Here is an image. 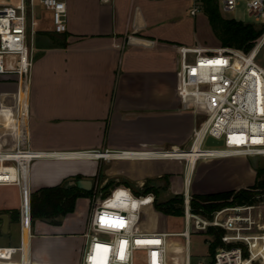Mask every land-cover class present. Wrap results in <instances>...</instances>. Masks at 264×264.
<instances>
[{
  "label": "crops",
  "instance_id": "1",
  "mask_svg": "<svg viewBox=\"0 0 264 264\" xmlns=\"http://www.w3.org/2000/svg\"><path fill=\"white\" fill-rule=\"evenodd\" d=\"M61 1L66 9L65 31H53L50 13L38 4L33 8L35 25L30 28L28 22L32 68L22 146L47 153L188 147L197 111L190 99L181 98V68L197 49L216 50L196 44L190 30V16L196 15L189 13L192 1ZM16 89L12 78L0 76V138L8 147L14 145ZM70 179H90L93 187L124 181L135 189L150 181L171 194H181L187 179L190 194H210L250 187L255 168L243 155L200 159L192 168L172 158L49 155L32 159L27 167L30 193ZM115 195L143 211L142 224L148 230L144 221L146 212L152 213L150 200H134L125 189ZM19 204L20 189L0 185V217L6 214L8 219L2 231L0 218V248L19 246L18 223L11 218ZM87 204L86 198H77L73 212L58 218V224L30 222L27 257L32 264H80ZM18 258L16 252L0 264Z\"/></svg>",
  "mask_w": 264,
  "mask_h": 264
},
{
  "label": "built area",
  "instance_id": "2",
  "mask_svg": "<svg viewBox=\"0 0 264 264\" xmlns=\"http://www.w3.org/2000/svg\"><path fill=\"white\" fill-rule=\"evenodd\" d=\"M191 1L190 15L199 12L206 1H213L222 11H232L244 3L247 15L252 17L254 24L263 28V32L248 51L228 46L214 51L197 49L190 60L183 62L181 98L190 99L195 110L205 114L203 121L193 128L188 147L157 151L81 150L58 153L23 147L21 131L26 120V94L32 68L27 40L28 22L30 28L35 25L33 8L38 4L50 13L52 30L63 32L66 29L65 4L61 0L0 2V76L12 78L17 86L14 145L8 147L5 138H0V185H15L20 189L17 220L20 243L18 247L0 248L3 251L1 262L18 252V261L7 264H32L27 257L31 217L30 192L26 183L27 167L32 159L49 155L88 159L172 158L191 168L183 152L194 154L193 164L200 159L229 155L264 157V64L256 61L264 49V0ZM262 55L264 57V53ZM208 136L221 140L222 145L205 146ZM104 154L109 157L101 158ZM181 194L184 229L176 233L145 229L143 211L125 202L121 208H115L97 200L91 206L82 234L85 247L80 264H190L188 244L191 226L199 232H206L209 228L222 231V244L215 248L210 264H264V221L258 206L253 203L225 206L207 216L192 210L187 179ZM152 199L149 205H152ZM170 236L183 238L181 260L176 256L177 251L172 252L175 256L169 255Z\"/></svg>",
  "mask_w": 264,
  "mask_h": 264
},
{
  "label": "trees",
  "instance_id": "3",
  "mask_svg": "<svg viewBox=\"0 0 264 264\" xmlns=\"http://www.w3.org/2000/svg\"><path fill=\"white\" fill-rule=\"evenodd\" d=\"M204 10L209 18L210 24L218 32L220 44L222 47L228 46L242 51H248L253 41L263 32L262 27H257L253 23H243L235 20H226L220 17L217 5L213 1H206ZM168 176L164 175L163 180H167ZM67 181L49 187H42L30 193V217L31 221L34 219H41L50 223L58 224V218L73 212L75 201L80 197H92L93 187L88 190H80L74 186L65 187ZM150 181L143 184L140 189L131 188L127 182L108 181L99 188L100 198H105L109 193V188L119 185L121 183L124 187L129 188L136 197L142 196L139 199H149L152 194V205L156 211H160L166 215H183L182 208V194L173 195L165 201H157L158 188L150 185ZM119 187L120 189H125ZM264 192V166L255 168V181L253 185L248 188H241L238 190H229L210 194H193L191 196L192 210L200 214H208L225 206L239 205L244 203H253L254 196L257 190ZM128 191V190H127ZM11 218L17 221L18 211H11ZM222 231L216 228H209L204 232L205 236L212 238L208 243V252H214L215 248L220 246V235ZM212 254L209 257L208 264Z\"/></svg>",
  "mask_w": 264,
  "mask_h": 264
},
{
  "label": "rangeland",
  "instance_id": "4",
  "mask_svg": "<svg viewBox=\"0 0 264 264\" xmlns=\"http://www.w3.org/2000/svg\"><path fill=\"white\" fill-rule=\"evenodd\" d=\"M204 5L205 2L202 3V9L196 13L195 17H191V22H190V30H193L195 38H196V44L198 46H203L204 49L212 50L213 48H219L221 46L220 40H219V35L216 29L213 28V26L209 22V18L204 10ZM217 5V4H216ZM218 12L220 14V17L226 20H235V21H240L243 23H253L254 21L252 17L248 16L245 8H244V3H240L236 8L232 11H222L220 7L217 5ZM257 25V27H260V25ZM264 49H262L258 56L256 61L259 64H264V57L263 54ZM205 117L204 113H199L197 112V121L196 124L199 125ZM187 148V147H185ZM247 160L250 164L251 167L257 168V167H263L264 166V157L261 156H251L247 157ZM154 185H158L155 184ZM162 185V183H160ZM126 188L123 187V185H115L111 188H109V193L108 197H105L101 199L100 197V187H93L94 192L92 197H82L87 199V211L91 210V206L97 201H103V204L106 206H111L115 208H121L125 203L123 201V196L122 195H115L116 190L119 188ZM127 189V188H126ZM138 189V188H136ZM128 190V194L132 198H139L136 197L135 195L132 194L130 189ZM257 194L254 196V202L258 208H260L262 214H263V221H264V192H261V190H257ZM158 196H157V201L162 202L167 200L173 195H179V194H171L166 188L158 190ZM192 194V193H191ZM195 194V192H193ZM192 194V195H193ZM197 194V193H196ZM150 195L152 198V194H147ZM192 201V199H191ZM127 204V203H126ZM151 212H146V218L144 221L145 226L148 228L149 231L153 232H171V233H176V232H181L184 229V221H183V215L181 216H175V215H166L160 211H156L153 207V205H149ZM190 206L192 208V205L190 203ZM180 207L182 208L183 211V204H180ZM151 213V215H150ZM212 213V212H211ZM211 213L205 214L209 216ZM143 217V216H142ZM212 238L210 236H205L204 232H199L193 229L191 226L190 229V235H189V244H188V250H189V255H190V264H197L198 262L201 264H208V259L212 253L208 252V243L211 241ZM169 241L172 244H176L179 247H181L180 252L177 253V258L181 260L183 258V238L180 236H170ZM171 252H169L170 256H175L173 254L172 250L170 249Z\"/></svg>",
  "mask_w": 264,
  "mask_h": 264
},
{
  "label": "water",
  "instance_id": "5",
  "mask_svg": "<svg viewBox=\"0 0 264 264\" xmlns=\"http://www.w3.org/2000/svg\"><path fill=\"white\" fill-rule=\"evenodd\" d=\"M205 146H221L222 141L216 140L210 136H208L204 141ZM74 186L80 190L88 191L93 187V183L90 179H70L66 182L65 187ZM2 219V231H5L7 225V215L3 214L0 217Z\"/></svg>",
  "mask_w": 264,
  "mask_h": 264
},
{
  "label": "bare ground",
  "instance_id": "6",
  "mask_svg": "<svg viewBox=\"0 0 264 264\" xmlns=\"http://www.w3.org/2000/svg\"><path fill=\"white\" fill-rule=\"evenodd\" d=\"M183 155H185L188 158V161L190 162L191 168L193 167V161H194V154L192 152H183ZM107 157H109V155H107ZM102 158V157H101ZM169 249H171L172 251H177L180 252L181 247H179L176 244H172V246L169 247Z\"/></svg>",
  "mask_w": 264,
  "mask_h": 264
},
{
  "label": "snow or ice",
  "instance_id": "7",
  "mask_svg": "<svg viewBox=\"0 0 264 264\" xmlns=\"http://www.w3.org/2000/svg\"><path fill=\"white\" fill-rule=\"evenodd\" d=\"M103 219H104V218L102 217L101 220L103 221ZM97 247L99 248V247H101V246L98 245Z\"/></svg>",
  "mask_w": 264,
  "mask_h": 264
}]
</instances>
